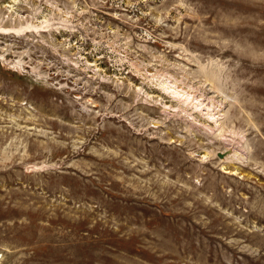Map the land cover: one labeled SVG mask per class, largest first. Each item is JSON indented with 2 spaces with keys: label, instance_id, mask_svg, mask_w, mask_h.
<instances>
[{
  "label": "rangeland",
  "instance_id": "374dc122",
  "mask_svg": "<svg viewBox=\"0 0 264 264\" xmlns=\"http://www.w3.org/2000/svg\"><path fill=\"white\" fill-rule=\"evenodd\" d=\"M0 264H264V0H0Z\"/></svg>",
  "mask_w": 264,
  "mask_h": 264
},
{
  "label": "bare ground",
  "instance_id": "6f19581e",
  "mask_svg": "<svg viewBox=\"0 0 264 264\" xmlns=\"http://www.w3.org/2000/svg\"><path fill=\"white\" fill-rule=\"evenodd\" d=\"M167 85V84H166ZM168 87H174L172 89V92L173 93H178L179 95L183 96L184 97V100L185 101H194L195 100V104L197 107L203 105V103L205 104V106H207V108H210L212 107V104L210 105V102H207L205 103L204 101H202V99L198 96V95H195L193 94L192 95V92L187 90V89H184V88H181L179 89V85H177L175 82H173L172 84L170 85H167ZM191 99V100H190ZM208 114H210V117H215V112H213L212 110H209L208 111ZM232 149V148H231ZM232 155V154H231ZM225 156V155H224ZM226 158V157H225ZM221 159H224L223 156H221Z\"/></svg>",
  "mask_w": 264,
  "mask_h": 264
}]
</instances>
